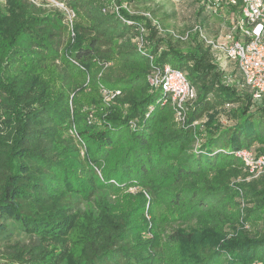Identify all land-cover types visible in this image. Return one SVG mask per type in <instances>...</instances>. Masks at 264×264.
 Returning a JSON list of instances; mask_svg holds the SVG:
<instances>
[{
	"label": "trees",
	"instance_id": "obj_1",
	"mask_svg": "<svg viewBox=\"0 0 264 264\" xmlns=\"http://www.w3.org/2000/svg\"><path fill=\"white\" fill-rule=\"evenodd\" d=\"M56 1L75 14L71 27L62 10L0 0V239L31 241L0 259L167 264L144 238L147 196H162L178 224L166 237L174 264H264V178L249 180L235 158L240 149L264 156V99L226 84L198 33L184 51L131 14L140 0H116L118 12L110 0ZM166 65L197 91L185 124L150 83ZM104 91L120 95L107 101ZM226 105H237L233 125L200 124ZM131 188L140 207L114 209L112 196ZM76 232L77 259L62 242Z\"/></svg>",
	"mask_w": 264,
	"mask_h": 264
},
{
	"label": "built area",
	"instance_id": "obj_2",
	"mask_svg": "<svg viewBox=\"0 0 264 264\" xmlns=\"http://www.w3.org/2000/svg\"><path fill=\"white\" fill-rule=\"evenodd\" d=\"M37 6L52 5L65 11L70 27L75 19V14L56 0H28ZM226 6V7H224ZM204 9L209 15L215 16L219 8H225L224 17L229 25L225 28L212 30L209 34L202 26L195 29L199 39L224 73L226 84L235 85L239 90H247L252 95L253 101L260 103L264 99V0H214L205 4ZM234 8V9H232ZM114 12L119 8L114 6ZM151 19V18H150ZM146 31L142 29V35ZM139 49H143L144 40H138ZM231 71L232 75H229ZM150 83L160 89L164 94L163 105H170L176 115V120L185 124L188 106L197 100V91L189 83L184 71L164 66ZM107 101L120 95L104 91ZM229 108L230 105H227ZM235 158L240 160L253 178L264 177V156H256L248 149L235 152Z\"/></svg>",
	"mask_w": 264,
	"mask_h": 264
},
{
	"label": "rangeland",
	"instance_id": "obj_3",
	"mask_svg": "<svg viewBox=\"0 0 264 264\" xmlns=\"http://www.w3.org/2000/svg\"><path fill=\"white\" fill-rule=\"evenodd\" d=\"M110 1H112L114 6H117L116 0ZM210 1L213 2L214 0H140L139 3L132 4L131 8L129 7L131 11L126 7L124 8H126L131 14L151 18L153 26L159 30L161 37H171L173 44L186 51L194 45L192 37L196 35L197 32L195 29L200 27V24H203L202 28H204L209 34L212 33V30L220 28V26L226 28L229 25L224 17V13L228 10L224 7L222 9L219 8V13L215 16H211L209 15L210 13L205 11L203 6ZM124 6H126V4H124ZM45 8L51 12L58 9L52 5H47ZM63 12L65 13V11ZM66 18H68L67 14ZM66 20L68 21V19ZM69 32H72V30L69 29ZM212 61L215 63L214 59H212ZM228 73L230 75L232 72L229 71ZM91 101L92 98L90 95H82L78 102L82 109H86V113H88L91 111ZM236 107L237 105L228 108L226 105L227 110L222 109L216 111L214 114H208L200 124H204L214 119L220 122L221 125L226 127L231 126L234 124L233 118L229 119L227 118V115ZM91 116L92 114L89 115L90 118ZM71 133L73 134L75 131H72ZM84 150L85 148L83 147L80 151L82 157L85 153ZM246 172L249 174V180L259 179L253 178V175L247 169ZM138 192L139 191L136 188H131L118 196H112L110 204L113 205V208L116 210H133L141 205V203L138 202ZM102 201H106L105 197ZM102 201H99V203ZM147 201L143 211L144 214L142 213L145 218L144 222L147 226L144 238L151 241L154 246L163 251L164 260L167 264H174L178 256L177 249L175 246L167 242L169 239H166V237L172 235L173 229L178 225L175 219H173L176 214L169 210L167 207L168 203L162 196H160V199L157 202L153 203L150 202V198L147 196ZM83 208H86L87 210L89 209L87 204H85ZM135 212H138L139 214L141 213V211H137V209ZM249 227L250 224H245V228L248 229V231H251L252 229H249ZM30 242L31 241L24 235L12 232L9 239H0V256L2 252L6 251L8 245L14 243L28 244ZM62 242L67 246L69 253L77 259L82 250L79 233L76 232ZM0 264L8 263L5 260L0 259Z\"/></svg>",
	"mask_w": 264,
	"mask_h": 264
}]
</instances>
